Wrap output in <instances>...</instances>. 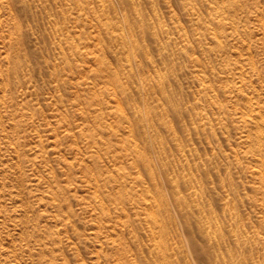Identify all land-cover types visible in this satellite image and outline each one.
<instances>
[{
	"label": "rangeland",
	"instance_id": "374dc122",
	"mask_svg": "<svg viewBox=\"0 0 264 264\" xmlns=\"http://www.w3.org/2000/svg\"><path fill=\"white\" fill-rule=\"evenodd\" d=\"M262 136L264 0H0V264H264Z\"/></svg>",
	"mask_w": 264,
	"mask_h": 264
},
{
	"label": "bare ground",
	"instance_id": "6f19581e",
	"mask_svg": "<svg viewBox=\"0 0 264 264\" xmlns=\"http://www.w3.org/2000/svg\"><path fill=\"white\" fill-rule=\"evenodd\" d=\"M220 1H224V0H220ZM229 1H231V0H229ZM101 2V1H100ZM225 3V2H224ZM218 6V5H217ZM221 7H222V5H220ZM225 6V5H224ZM104 7V6H103ZM221 7L220 8H218V10L219 9H221ZM232 7H234V6H232ZM213 8V7H212ZM216 8V7H215ZM228 8V7H227ZM223 9V8H222ZM224 11H225V9H223ZM213 11V10H212ZM215 11V10H214ZM213 11V12H214ZM223 11V12H224ZM227 11H228V9H227ZM221 13H222V11H220ZM226 12V11H225ZM225 12H224V14H225ZM217 14H218V12H217ZM222 15H223V13H222ZM221 15V16H222ZM218 16H220V15H218ZM217 18V17H216ZM218 18H221V17H218ZM230 19V18H229ZM224 20V19H223ZM103 21V20H102ZM218 21V20H217ZM111 25V24H110ZM217 25H219V24H217ZM221 25H222V23H221ZM220 25V26H221ZM234 25V24H233ZM104 26V25H103ZM201 26V25H200ZM115 27V26H114ZM119 29V28H118ZM126 30V29H125ZM120 31V30H119ZM120 33H121V31H120ZM215 33H217V32H211V34H214V35H216ZM113 34V33H112ZM156 34V33H155ZM120 36V35H119ZM123 36V35H122ZM133 36H131V38H132ZM120 39H123V37H121ZM120 39H118L119 41H120ZM113 40V39H112ZM129 40V39H128ZM216 42V41H215ZM134 43V42H133ZM124 44L125 45H127L125 42H124ZM138 44V43H137ZM132 45V44H131ZM133 47H134V45H132ZM127 47V48H126ZM125 48L128 50V52H129V50H132L133 51V48L131 49V48H129V46H126ZM136 47H138V45L136 46ZM136 49V48H135ZM141 51V50H140ZM99 52V51H98ZM138 54V53H137ZM125 55H126V52H125ZM130 57H131V55H130ZM135 60V59H134ZM126 61V60H125ZM130 61V60H129ZM255 62V61H254ZM253 64V63H252ZM241 70V69H240ZM130 75V74H129ZM117 76V75H116ZM133 76V75H132ZM120 83V82H119ZM239 83V82H238ZM122 85H124V84H122ZM234 86V85H233ZM232 86V87H233ZM242 87V86H241ZM206 89V88H205ZM235 90V89H234ZM164 95H165V93H164ZM251 99V98H250ZM121 103V102H120ZM146 106V105H145ZM123 108V107H122ZM121 108V109H122ZM220 108V107H219ZM124 112V111H123ZM103 114V113H102ZM118 114V113H117ZM154 114V113H153ZM119 115V114H118ZM146 115V114H145ZM246 115V114H245ZM242 117V116H241ZM250 118V117H249ZM261 118V117H260ZM141 119V121H143L144 123H148L149 122V120H148V116L147 117H142V118H140ZM128 121V120H127ZM146 121V122H145ZM129 122V121H128ZM249 122V121H248ZM247 123V122H246ZM251 123V122H250ZM254 124V123H253ZM250 125V124H249ZM134 126V125H133ZM250 127V126H249ZM257 127V126H256ZM262 126H260V128H261ZM169 128V127H168ZM128 129V128H127ZM130 129H131V127H130ZM134 129V128H133ZM131 131V130H130ZM260 131V130H259ZM130 133V132H129ZM261 133V132H260ZM259 136V135H258ZM257 136V137H258ZM246 137V136H245ZM262 137H264V136H262ZM253 140V139H252ZM259 140V139H258ZM43 142V141H42ZM254 142V141H253ZM252 142V143H253ZM104 143V142H103ZM255 143V142H254ZM259 143V142H258ZM129 144V143H128ZM243 144V143H242ZM138 145V144H137ZM157 145V144H156ZM258 145H261V144H258ZM128 146H130V145H128ZM132 147V146H131ZM134 148V147H133ZM130 149V148H129ZM146 149V148H145ZM132 150V149H131ZM142 150H144V149H142ZM256 150V149H255ZM127 152H128V150H126ZM260 151V150H259ZM262 152V151H261ZM260 152V153H261ZM131 153V152H130ZM137 153H139V151H137ZM137 153H135V157H136V154ZM145 153V152H144ZM233 153V152H232ZM254 153H256V152H254ZM140 154V153H139ZM130 155H132V154H130ZM145 155V154H144ZM100 156V155H99ZM138 156V155H137ZM141 156V157H140ZM238 156V155H237ZM143 156L142 155H139V159H141V160H145L144 158H142ZM137 158V157H136ZM138 158H137V161H138ZM239 158V157H238ZM140 161V160H139ZM149 163H150V161H148ZM151 162H152V160H151ZM146 163V162H145ZM122 164V163H121ZM148 164V163H147ZM136 166V165H135ZM138 173H141V172H138ZM255 173V172H254ZM128 174V173H127ZM134 174H136V173H134ZM153 174V173H152ZM132 175V174H131ZM136 176V175H135ZM158 176V175H157ZM264 176V175H263ZM132 177H133V175H132ZM140 178V177H139ZM98 180V179H97ZM135 180V179H134ZM158 181V180H157ZM96 182V181H95ZM98 182V181H97ZM142 183V182H141ZM123 184V183H122ZM158 185H159V183H157ZM175 184V183H174ZM98 185V184H97ZM177 185V184H176ZM119 186V185H118ZM160 187V186H159ZM149 188V187H148ZM177 188V187H176ZM126 189V188H125ZM145 191V190H144ZM150 193V192H149ZM155 194H156V192H155ZM141 195H142V193H141ZM159 195V194H158ZM123 197V196H122ZM158 197V196H157ZM137 199V198H136ZM142 199V198H141ZM145 199V198H144ZM148 199H149V197H148ZM133 201V200H132ZM142 201H144V200H142ZM151 201V200H150ZM156 201V200H155ZM177 201V200H176ZM148 204V203H147ZM150 204V203H149ZM153 204H154V202H153ZM151 205V204H150ZM146 206V205H145ZM152 206H154V205H152ZM151 206V207H152ZM147 207H149L148 205H147ZM151 207H149V208H151ZM156 207V206H155ZM163 207V206H162ZM150 211V210H149ZM148 212V211H147ZM153 212V211H152ZM149 213V212H148ZM153 215V214H152ZM148 216V215H147ZM157 220V219H156ZM158 222V221H157ZM161 222V221H160ZM209 228V227H208ZM215 234V233H214ZM154 246V245H153ZM162 251V250H161ZM236 255V254H235ZM242 257V256H241ZM158 263V262H157ZM156 264V263H155Z\"/></svg>",
	"mask_w": 264,
	"mask_h": 264
}]
</instances>
